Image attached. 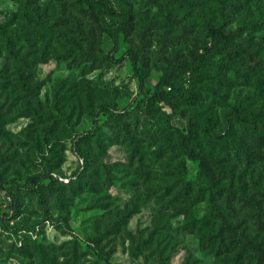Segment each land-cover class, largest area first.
Returning <instances> with one entry per match:
<instances>
[{"label":"rangeland","instance_id":"1","mask_svg":"<svg viewBox=\"0 0 264 264\" xmlns=\"http://www.w3.org/2000/svg\"><path fill=\"white\" fill-rule=\"evenodd\" d=\"M109 1L0 0V264H264V0Z\"/></svg>","mask_w":264,"mask_h":264},{"label":"trees","instance_id":"2","mask_svg":"<svg viewBox=\"0 0 264 264\" xmlns=\"http://www.w3.org/2000/svg\"><path fill=\"white\" fill-rule=\"evenodd\" d=\"M78 1L81 5H87L89 8H93L95 5H98L107 12L116 13V10L113 8V6L111 5L109 0H78ZM129 18H130L129 13L127 11H124L122 13V23H121L122 28H126L128 26ZM118 31L116 33V38H115V48L117 47V43H118V36H119ZM208 32H209V36L211 38V44L209 46H207L203 58H207L212 53H214L220 44L230 42L233 39L232 34L226 33V31L224 30V27L222 25L210 27ZM242 54H243V52L241 50H237L235 52V54H233L230 57L229 63H233L234 61L240 59ZM130 55L133 58L134 65L136 66L138 63L137 54L133 51H130ZM253 69L254 68L251 67V71H253ZM142 80H143V76H142ZM174 91L175 90H173V88H171V90L168 92L165 91L163 89V84H159L156 88V93L160 94L162 97L167 98V99L173 95ZM195 91H196V86H195V84H192L187 91L180 93L179 96L182 99H184L185 101H189L192 98V95H194ZM184 138L189 139L193 143L197 142L196 132H195V129L193 127V122L191 120H189V122H188V133L187 134H180V142L182 144H183ZM189 153H191L190 150H189ZM200 169H201L202 174L207 179L213 178V174L205 166V162L203 159H201V161H200ZM42 179H43L42 177H34L32 180L33 184L30 185V191L35 192V191H37L38 188H43L44 185H42ZM49 185L50 184H48L47 186H49ZM6 193H7V191H6ZM8 197H10V196L8 195ZM11 203H12L11 204L12 205V211L16 212V213L19 212V209H20L19 200L14 197L11 200ZM251 203L253 204V206L255 207V209L258 212H260L262 210L260 208V206L254 200H251Z\"/></svg>","mask_w":264,"mask_h":264}]
</instances>
